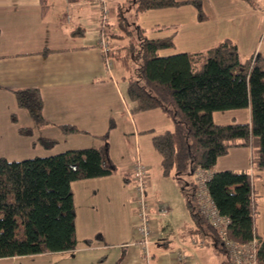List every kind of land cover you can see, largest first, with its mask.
<instances>
[{
  "label": "crops",
  "instance_id": "1",
  "mask_svg": "<svg viewBox=\"0 0 264 264\" xmlns=\"http://www.w3.org/2000/svg\"><path fill=\"white\" fill-rule=\"evenodd\" d=\"M125 1L105 0L109 13L114 15ZM200 1L205 16L201 21L196 17L195 8L188 4L139 13L147 15L145 19L150 27L138 26L145 30L148 38L173 34V46L161 50V56L203 51L229 39L236 45L240 58L264 57V0ZM100 17L97 0H0V158L20 161L67 150L96 148L102 145L99 136L112 122L108 155L115 166L111 175L71 183L76 238L73 250L2 258L0 264H52L56 255H65L73 264H87V257L97 251L103 252L101 261L96 260L102 263L109 256L106 252L110 247L121 253L118 264H138V260L131 257L137 245L109 241L127 240L124 219L128 213L136 217L135 194L130 185L131 168L136 162L147 167L145 192L151 225L154 238L160 236L156 211L158 208L166 210V207L155 202L158 191L152 180L164 176L160 161L159 175L155 176L150 159L143 155L140 138L152 143L153 136L172 128V122L159 109L131 111L133 104L126 97L127 84L120 79V68L110 56V72L104 64V53L98 44L102 32ZM105 39L111 46L107 36ZM44 50L48 52L41 53ZM32 87L39 89L42 99L46 125L41 129H36L26 111L17 106L13 94V90ZM11 115L16 117V122L11 121ZM212 120L219 125L249 123V109L216 111L212 113ZM63 124L72 125L80 132L62 134L58 126ZM18 128H31L32 135H19ZM159 128L164 130L159 131ZM38 138L55 139L57 144L45 150L37 143ZM250 160L249 148H231L226 155L218 157L206 173L211 175L223 170L252 173L258 211L255 231L264 237V170L255 174ZM123 175H126L125 181ZM195 232L192 228L188 236L173 235L169 240L158 242L152 237V243H158L156 255L152 254L154 264H179L174 258L178 252L186 257L183 264H206L211 258H206L207 252L200 247L202 241L196 243L200 237H193ZM87 239L89 244L85 243ZM168 243L173 246L165 247Z\"/></svg>",
  "mask_w": 264,
  "mask_h": 264
},
{
  "label": "trees",
  "instance_id": "2",
  "mask_svg": "<svg viewBox=\"0 0 264 264\" xmlns=\"http://www.w3.org/2000/svg\"><path fill=\"white\" fill-rule=\"evenodd\" d=\"M42 2L45 0H41ZM135 16L149 10L191 5L198 20L205 16L200 0H130ZM116 31L105 36L115 40L108 56L121 70L126 97L132 112L161 110L172 128L153 136L152 145L160 156L162 176L190 185L186 207L195 233L209 234L213 248L223 254L219 264H232L217 232L198 212L194 173L211 170L231 148L247 147L251 166L264 170V57L240 58L236 45L224 39L203 51L161 56L173 46V34L150 39L145 30L116 13ZM47 50L41 53H47ZM16 104L26 111L36 129L46 125L38 88L13 90ZM248 108L249 123L215 124L212 113ZM11 121L16 117L11 115ZM99 136L96 148L67 150L46 157L20 161L0 158V259L66 252L75 248V211L71 183L111 175L115 166L108 155V132ZM62 134L78 133L72 125L58 126ZM19 135L31 136V128H18ZM45 150L55 139L38 138ZM126 175H123L124 181ZM219 214L228 219L227 237L237 244L255 239V264H264V237L256 234V201L252 173L215 171L206 182ZM89 239L85 241L89 244Z\"/></svg>",
  "mask_w": 264,
  "mask_h": 264
},
{
  "label": "rangeland",
  "instance_id": "3",
  "mask_svg": "<svg viewBox=\"0 0 264 264\" xmlns=\"http://www.w3.org/2000/svg\"><path fill=\"white\" fill-rule=\"evenodd\" d=\"M127 1V2H126ZM123 6H121L120 12L124 15L125 18H127V20L129 22L135 23L137 25H144L143 28H148L150 27L148 24V19L147 15L142 14L140 16V14H138L137 16H135L134 13V9L133 6L130 3V0H126ZM106 4V9L107 11L109 10V5ZM102 14L100 17V23H101V29L105 30L106 33L107 31L112 28H117L116 27V15H114L113 13H108L106 16V19L103 21L102 18ZM148 34H150L151 32H149V30H146ZM146 35V34H145ZM147 36V35H146ZM109 40L113 43L115 42V40H113V38L109 37ZM135 116H137L135 114ZM171 125V124H170ZM171 127V126H170ZM161 130L159 131H163V128H159ZM141 149L143 152V155L145 157H148V159H150V162L152 163L154 169L153 171H155V176L159 172L158 170V164L160 161V156L159 154L155 151L152 143H150L149 141L147 143L146 142V138L141 137ZM147 151V152H146ZM153 160V161H152ZM160 176V175H159ZM156 176V178H153L152 182L154 181V185L155 190L158 191V195H156V199L159 201V205L158 206H165L166 207V212L163 214H158L156 213V215L158 216V220H159V235L158 238H154V240H156L158 242V240H169L171 238H173L174 236L179 235L181 236H188L189 234V230L195 227V224L193 223V219L190 215V211L188 210V208L186 207V201L189 199L190 193H191V187L190 185H186L185 184V179L183 178L180 183L176 182L174 179L170 178V177H159ZM254 180H256V176L254 177ZM194 182V179H193ZM132 185V183L130 184ZM261 189V188H259ZM264 191V189H262ZM261 190V191H262ZM262 198L264 202V194H262ZM258 201V200H257ZM150 210V208H149ZM159 210V208H158ZM158 212V211H156ZM124 227L126 230V238L127 240H121V239H116V240H109L112 243H130V242H134L135 238H134V234H133V229L136 227L137 225V218L136 217H131L128 214H126V217L124 219ZM132 225H134L132 228V232H131V227ZM167 229V231H166ZM166 231V232H165ZM187 231V232H185ZM131 233V235H130ZM196 234V235H195ZM128 235V236H127ZM161 237V238H160ZM193 237L195 238H199L197 239V241L200 243V241H202V244H200V247L202 249H204V252H207V256L206 258L210 257L211 259L207 260L206 264H219V262L223 259V254L221 253H217L213 248H212V243H211V236L210 235H204L201 236L197 233H194ZM201 238L203 240H201ZM209 239V240H208ZM132 240V241H131ZM211 243V244H210ZM158 243H152L148 246V250L150 254H153V252H155L156 255V250L158 248ZM172 247L173 244L168 243L165 245V247L168 248ZM193 246V245H192ZM204 246V247H203ZM196 248L199 246H195ZM163 248V247H162ZM191 248V247H190ZM192 249V248H191ZM196 250V249H193ZM118 249H114L113 247H110L108 249V253L109 256H106L107 258H104V262L102 263H97L96 260L101 261V255L103 252H94L91 253V255H89L87 257V264H118V262L120 261V257H121V253L119 254V252H117ZM191 252V251H190ZM194 252V251H193ZM105 253V252H104ZM32 257V256H29ZM133 260H138V264H143V258L140 252V249L138 246H135V249L132 252L131 255ZM139 258V259H137ZM28 260V259H27ZM30 260H34V259H30ZM69 259H67V257L65 255H56L54 261H52V264H73L72 262H68ZM201 262H203V258L201 257L200 259ZM152 264H154V261H152Z\"/></svg>",
  "mask_w": 264,
  "mask_h": 264
},
{
  "label": "built area",
  "instance_id": "4",
  "mask_svg": "<svg viewBox=\"0 0 264 264\" xmlns=\"http://www.w3.org/2000/svg\"><path fill=\"white\" fill-rule=\"evenodd\" d=\"M100 3V9L103 21L106 19L109 11L106 9L105 0H97ZM99 47L104 53V64L106 69L110 72L112 68V61L108 56L109 45L105 39L103 30L99 38ZM210 178V174L204 170L197 169L194 173L195 183V203L198 212L202 218L217 232L220 237L221 244L227 252L229 260L232 264H255V239L246 244H237L230 240L226 234V227L229 223L228 219L221 216L214 206V203L209 195L206 187V182ZM132 190L135 194V216L137 218V225L134 228V244L140 249L143 264H151L152 254L149 253L148 246L152 244V237L155 234L151 225L150 210L147 203V195L145 192V181L147 179V167L136 162L131 168ZM155 202H158L154 197ZM166 210L159 209L158 214L165 213ZM196 243H199L198 241ZM175 260L179 264H183L186 257L181 252L175 253Z\"/></svg>",
  "mask_w": 264,
  "mask_h": 264
},
{
  "label": "bare ground",
  "instance_id": "5",
  "mask_svg": "<svg viewBox=\"0 0 264 264\" xmlns=\"http://www.w3.org/2000/svg\"><path fill=\"white\" fill-rule=\"evenodd\" d=\"M195 186V185H194Z\"/></svg>",
  "mask_w": 264,
  "mask_h": 264
}]
</instances>
